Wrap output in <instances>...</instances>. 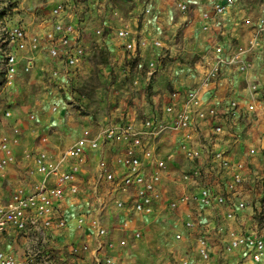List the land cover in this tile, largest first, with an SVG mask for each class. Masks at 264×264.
Returning a JSON list of instances; mask_svg holds the SVG:
<instances>
[{
    "label": "built area",
    "instance_id": "2783aa9c",
    "mask_svg": "<svg viewBox=\"0 0 264 264\" xmlns=\"http://www.w3.org/2000/svg\"><path fill=\"white\" fill-rule=\"evenodd\" d=\"M202 1L178 0L176 6L186 12L191 9V4L200 5L203 9L200 27L203 30H210L237 4V0H217L211 8H204ZM167 2L168 0H141V14L148 23H157L160 12L158 6ZM64 11L62 3L50 7L53 26L43 37L36 34L29 38L22 26L0 23V64L4 68L8 84L15 83L19 54L28 44L32 51L45 46L53 60L63 63L64 70L53 69L49 72L52 80L58 81L64 77L65 81H70L68 69L78 67L86 55L83 45L84 28L80 22L64 20ZM248 23L251 27L250 36L244 43L236 48L222 42L211 43L212 55L206 58L207 66L196 85L182 83L174 87L161 107L151 108L142 117L125 114L95 127H84L79 137L58 153L56 158L46 149L39 150L34 155L33 169L30 171L35 180L33 187L17 188L7 199L0 195V264H55L51 252L43 246L46 230L61 233L66 229L69 218L58 215L60 202L67 195H77L81 191L79 179L89 155L97 151L103 152L108 146L112 147L114 156L110 160L101 155L96 160V172L92 180L98 207L93 212L79 213L75 217L78 228L94 233L97 250L110 252L104 254L103 258H97V264H101V261L105 264H118L111 254L117 242L111 237L101 215L111 205L118 210H130L156 218L161 204H165V211H174L181 205L195 201L200 210L212 206H230L226 218L234 219L236 210L247 206L245 201L230 202V194L237 193L243 182L245 162L232 161L219 140L227 135L228 122L239 118L240 102L237 98H230L220 105L213 98L217 82L227 68L247 74L255 65L254 56L264 61V15L253 21L248 20ZM115 33L125 49L133 54L150 45L154 49H162L164 46L159 34L149 35L126 26L118 28ZM156 66L154 61L149 62L148 78L155 74ZM69 85L70 83L67 84ZM245 91L251 101L249 109L255 108V102L259 98L264 103V89L258 83L249 82ZM75 98L73 95V101L69 105L82 114L85 111L83 100L81 102ZM58 108V104L52 105L53 111ZM204 124L210 127V143L202 142L195 146L192 144L190 131L199 132ZM165 135L180 136L173 142L175 148L185 159L195 163L192 169L183 171L179 177L181 184L191 183L193 187H197L194 194L167 198L160 188L164 175H168L170 171L171 156L162 155L158 150V141ZM249 152L252 155L255 150L251 149ZM204 154L206 165L202 168L199 161ZM15 161L12 139L7 134H1L0 173L4 176ZM227 172L230 177L221 180ZM212 177L214 180L208 182L207 179ZM197 219L193 215L183 220L184 229H194ZM128 225L126 220L124 227L127 228ZM216 231L223 233L224 226L218 225ZM28 234H33L35 239L26 247L23 255L1 246L2 238L7 235L18 240ZM227 234L225 250L246 246L254 252L255 261H261L264 254L263 238L235 232ZM133 235L135 239H139L141 231H134ZM175 237L182 238L183 232L177 231ZM209 239L208 233H201L197 239V250L204 260L210 256ZM120 245L125 247L127 239H121ZM74 248L75 251L89 250V245L81 244Z\"/></svg>",
    "mask_w": 264,
    "mask_h": 264
},
{
    "label": "rangeland",
    "instance_id": "374dc122",
    "mask_svg": "<svg viewBox=\"0 0 264 264\" xmlns=\"http://www.w3.org/2000/svg\"><path fill=\"white\" fill-rule=\"evenodd\" d=\"M177 1L168 0L164 3L166 9L156 19L162 31L163 48L154 49L150 45L133 55L125 49L115 32L124 26L137 32L145 29V24H142L144 16L136 13L141 7V0H0V23L12 25L20 22L32 26L34 18L44 15L45 8L62 3L64 13L82 21L84 27L86 55L77 67L70 93L76 95V100H83L85 111H91L95 118L111 120L127 113L129 106L140 112L143 107L140 104L146 99L159 91H171L174 82L194 72L197 63H206L209 55H202L211 43L222 42L231 48L244 43L251 31L248 20L253 21L264 15V0H237L229 15L222 17L210 30H203L197 25L201 22L202 7L191 4V9L183 12L177 8ZM216 1L203 0L201 3L205 5L204 8H211ZM33 30H26L29 38L36 35L31 32ZM146 31H151V28ZM20 53L16 84L6 82L4 68L0 64V135L7 134L12 139L16 158L4 176L0 173V195L4 199L15 189L27 187L26 184L29 188L33 187L35 180H32L30 173L33 158L43 146H47L45 149L56 158L75 139L73 133L64 128L60 114L51 111V102L59 95L65 100L67 95L50 82L47 50L40 48L32 51L28 44ZM40 53L45 54L37 56ZM151 61L157 64V71L151 80H147ZM85 111L80 115H85ZM180 160L184 164L182 156ZM188 165L191 167V163L188 162ZM184 170L176 172L177 175H181ZM93 177L90 174L80 176L81 191L77 195L66 196L65 205L59 209L58 215L75 218L79 213L97 209ZM261 194L259 216L264 218V186ZM166 195L171 193L166 192ZM181 209L170 213H180ZM166 212L160 214L163 217H145L135 228H130V223L125 228L126 220L120 217L119 212L109 207L102 211V220L108 225L118 247H123L120 245L121 239H127V245L121 249L119 256L120 264L240 263L237 248L228 251L222 247L214 251L210 239V256L207 260L202 259L197 250L198 230L184 229L182 220L172 221ZM66 229L68 241L71 242L69 249L64 250L65 258L61 257L57 245L53 246L52 257L55 264L58 261L79 264L77 259L86 257L89 250L75 251L73 248L87 244L83 242L86 231L78 228L75 221L68 222ZM137 230L141 231L139 239L133 235ZM177 231L183 232L182 238L175 237Z\"/></svg>",
    "mask_w": 264,
    "mask_h": 264
},
{
    "label": "crops",
    "instance_id": "0c3cea01",
    "mask_svg": "<svg viewBox=\"0 0 264 264\" xmlns=\"http://www.w3.org/2000/svg\"><path fill=\"white\" fill-rule=\"evenodd\" d=\"M159 14L163 13L166 9L165 5H159ZM44 15H42L40 18H34V25H26L25 23H16L23 28L27 30V32L30 29H34L31 32H34L33 34H37L41 37H43L47 32L52 30L53 26V20L51 19L50 15V7L44 9ZM230 12V11H229ZM137 14H141V7L139 8V11L136 10ZM229 15V14H228ZM64 20L70 21V22H80L83 26V22L79 21V19H74L73 17H69V14L64 13ZM143 27L141 32H145L149 35H161L162 31L160 30V26L158 23H148L147 19L144 18V22H142ZM147 25V26H146ZM151 27H150V26ZM197 25L200 28V22L197 23ZM137 26V25H136ZM84 28V27H83ZM151 28V31L147 32L146 30ZM30 32V33H31ZM162 37V36H161ZM84 39V36H83ZM44 44V43H43ZM45 45V44H44ZM42 49L47 50L46 59H48L47 67L49 68V71L53 69H63L64 65L60 61L53 60L49 53L48 49L43 46ZM143 51V50H141ZM21 54V53H20ZM19 54V63H18V73H19V64L21 61V55ZM45 53H40L38 55H44ZM133 55V53H131ZM206 55L211 56L212 51L211 48H208L207 51L202 55L203 57H206ZM208 57V56H207ZM253 59L255 60V65L253 69L247 73V74H241L238 71H236L234 68H228L226 69L223 74L221 75L220 79L217 82L216 90H215V96L213 100L219 101L220 105L224 104L228 101L230 98H237L240 102V116L238 119H234L228 122L226 125L227 128V135L224 137H221L220 145H222L224 148L227 149L228 154L230 155L232 161H244L245 162V170H244V179L242 184L238 187L237 193L230 194V197L232 198V201L230 202H236V201H245L246 207L244 209H237L235 218L234 219H227L226 213L230 209V206H212L208 208H204L203 210H200L198 207V204L195 201H190L189 203L185 205H181L180 208H182L180 213H170L171 211H167L166 214L168 215V219L174 220H185L187 217L190 216H196L197 219V225L195 227L196 230H198V233H208L210 240H212L213 246L212 249L215 251L216 249L224 248L225 244L228 243V232H235L236 234H248L250 235H257L264 239V218H261L259 214L261 213V192L263 191V182L264 179V103L261 102L260 98L256 100L255 102V108L253 110H249L248 105L251 102L248 94H246L245 87L248 85L249 82H256L258 83L263 89H264V61L260 59L258 56H254ZM206 63H197L195 65L194 72H192L189 76L183 77L182 79L176 80L174 82V85L172 86V89L182 83L185 85H196V83L199 81V78L201 74L203 73ZM70 71L69 78L70 81H65L64 77L59 79L58 81L50 80V82L53 83V85L58 90H62L66 93L67 99L61 98V95L56 97L51 103V111L53 104H58L59 108L56 111H53L55 113L60 114V120L63 121L65 125V129L71 133H73L75 139L74 141L79 137L81 134V131L84 127L89 126H97L100 123L106 122L108 119H98L93 116V113L91 111H87L85 115H80L81 113H78L71 105H69V102L73 101L72 97L74 94H71V85H73V78L76 75V68L68 69ZM17 73V76H18ZM147 80H151V78L146 77ZM70 83L69 86L67 84ZM16 84V83H15ZM68 87V88H67ZM70 87V90H69ZM171 89V91H172ZM171 91H163L158 92L154 96L146 99L142 104L140 102H136L137 104L143 105L141 111H137L135 107L129 106V111L127 113H124L123 115L127 114V116H137L142 117L145 112H148L151 108L154 107H161L164 102L167 100V96ZM72 96V97H71ZM74 97H76L74 95ZM205 98H207L205 94ZM76 99V98H75ZM122 116V115H121ZM120 117V116H119ZM110 120V119H109ZM191 141L192 144L200 145L202 142L209 144L210 140V127L207 124H204L201 128V130L194 131L191 130ZM165 135L163 136L158 143L160 144L158 147V150L162 155L168 156L170 155V162H169V174L164 175L162 183H161V190L164 192V195L167 198H173L176 196H181L184 194L190 195L194 194L197 191V187H193L191 183L189 184H181L179 182V175H177L178 171L187 169L190 170L195 165L194 162L188 161L184 158V156L179 152L178 149L175 148V142L177 138L180 136L173 135ZM73 141V142H74ZM218 141V142H219ZM72 144V143H71ZM70 144V145H71ZM69 145V146H70ZM47 146H43L42 149H45ZM67 148V147H66ZM65 148V149H66ZM64 149V150H65ZM254 149L255 153L250 154V150ZM63 151V150H62ZM61 152V151H60ZM107 157L108 159H112L114 156V151L112 147H106V149L103 152H93L91 155H89L88 161L82 170L81 176L83 177L84 174L87 175H95L96 172V160L100 156ZM180 156H182L185 159L184 164L182 160H180ZM188 162L191 163V167H189ZM14 165V164H13ZM12 165V166H13ZM206 165V154L203 155V157L199 161V166L204 168ZM11 166V167H12ZM10 168H8L7 171H9ZM185 171V170H184ZM178 172V173H176ZM229 173H225L221 180L229 178ZM214 180V178H208L207 181ZM32 180H34V177H32ZM27 187L28 184H26ZM220 188V187H219ZM219 188H216L217 190H220ZM166 192L171 193V195L167 196ZM65 199H63L60 202L59 209H61L62 206L65 205ZM110 209L113 211H117L120 214V217L123 220L129 221L130 228H135V226L140 223L141 220H143L145 216L140 213H136L130 210H118L114 206H109ZM165 204H161L158 213V217H163V215H160L165 210ZM177 209L174 211H178ZM199 210V211H198ZM67 214V213H66ZM68 215V214H67ZM66 216V215H65ZM70 215L67 216L69 218ZM75 221V218H69L68 222ZM179 222V221H177ZM104 224L108 227V225L104 222ZM218 225L224 226V232L225 233H218L216 231V228ZM69 229V228H68ZM68 229L63 230L61 233L55 230H46V236H45V244L43 245L44 248L53 253L52 249L54 248V245L58 246V250H60V255L62 258H65L64 250L69 249L68 245ZM89 233V234H88ZM86 232V236H83V242H86L89 245V251H87L88 255L84 258H78L77 261L79 264H97V258H103L106 253H110L108 251L102 250L98 251L96 246V237L92 231ZM68 235V236H67ZM112 237V236H111ZM113 238V237H112ZM35 238L33 237V234H28L26 237H20L18 240H14L9 237L8 235L2 238L1 246L5 249H11L14 253L18 255H23L25 252V249L28 245L33 243V240ZM119 245H116V248L111 254L115 256L117 261L120 264L119 256L121 254V249L124 247H118ZM211 249V250H212ZM236 252L239 253L238 255L240 257L239 264H264V254L261 258V261H255L254 259V252L252 249H249L246 246H240L236 249ZM101 264H105L103 261H101ZM56 264H63L62 262H56Z\"/></svg>",
    "mask_w": 264,
    "mask_h": 264
},
{
    "label": "water",
    "instance_id": "95a60500",
    "mask_svg": "<svg viewBox=\"0 0 264 264\" xmlns=\"http://www.w3.org/2000/svg\"><path fill=\"white\" fill-rule=\"evenodd\" d=\"M223 3H225V1H223Z\"/></svg>",
    "mask_w": 264,
    "mask_h": 264
}]
</instances>
